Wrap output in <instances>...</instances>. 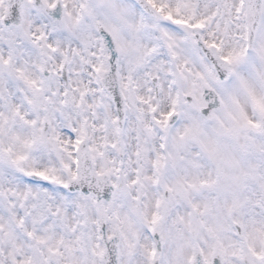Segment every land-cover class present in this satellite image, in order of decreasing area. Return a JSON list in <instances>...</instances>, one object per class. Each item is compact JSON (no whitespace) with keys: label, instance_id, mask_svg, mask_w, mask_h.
<instances>
[{"label":"snow or ice","instance_id":"1","mask_svg":"<svg viewBox=\"0 0 264 264\" xmlns=\"http://www.w3.org/2000/svg\"><path fill=\"white\" fill-rule=\"evenodd\" d=\"M0 264H264V0H0Z\"/></svg>","mask_w":264,"mask_h":264}]
</instances>
